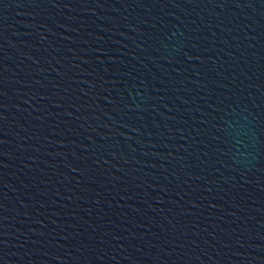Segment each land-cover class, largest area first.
I'll use <instances>...</instances> for the list:
<instances>
[{
    "label": "water",
    "instance_id": "obj_1",
    "mask_svg": "<svg viewBox=\"0 0 264 264\" xmlns=\"http://www.w3.org/2000/svg\"><path fill=\"white\" fill-rule=\"evenodd\" d=\"M0 264H264V0H0Z\"/></svg>",
    "mask_w": 264,
    "mask_h": 264
}]
</instances>
